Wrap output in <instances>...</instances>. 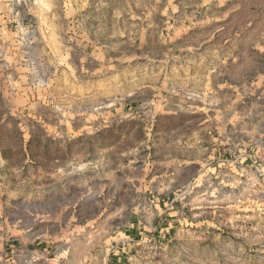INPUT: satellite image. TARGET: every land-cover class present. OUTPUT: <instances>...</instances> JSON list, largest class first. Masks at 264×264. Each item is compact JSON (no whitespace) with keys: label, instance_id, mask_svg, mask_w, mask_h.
<instances>
[{"label":"rangeland","instance_id":"obj_1","mask_svg":"<svg viewBox=\"0 0 264 264\" xmlns=\"http://www.w3.org/2000/svg\"><path fill=\"white\" fill-rule=\"evenodd\" d=\"M68 4L0 0V264H264V0Z\"/></svg>","mask_w":264,"mask_h":264},{"label":"crops","instance_id":"obj_2","mask_svg":"<svg viewBox=\"0 0 264 264\" xmlns=\"http://www.w3.org/2000/svg\"><path fill=\"white\" fill-rule=\"evenodd\" d=\"M2 8V7H1ZM0 8V46L3 53L5 54L4 62L1 63L0 60V77L4 78V81L9 82L11 85L14 83V79L17 77L18 71H23L24 68L21 67L23 64L21 61V58L19 59L16 56L15 49L18 45V40L16 39L17 36L15 32H13V29L15 28L11 23L10 15L11 12H9L8 9ZM75 10L74 8L68 4V0H60L59 5V14L60 16L67 17L68 14L73 13ZM12 16V14H11ZM7 18V19H6ZM14 50V52H12ZM6 61V62H5ZM19 66L21 68H19ZM11 69H13L11 71ZM16 71V72H15ZM193 77L196 80H199L198 85L203 86L205 85V80L207 78H216L218 79V84H224L223 80H230V76L228 74H215L210 75L208 74H193ZM244 78V77H243ZM232 83V82H231ZM235 85L238 84V82L234 83ZM228 85V84H227ZM231 85V84H229Z\"/></svg>","mask_w":264,"mask_h":264}]
</instances>
